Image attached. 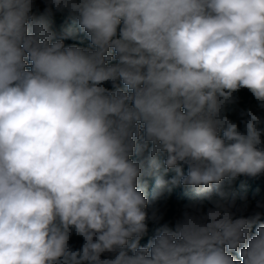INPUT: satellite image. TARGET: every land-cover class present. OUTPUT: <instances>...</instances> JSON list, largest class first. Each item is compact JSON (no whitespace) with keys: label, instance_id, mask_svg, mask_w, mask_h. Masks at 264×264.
<instances>
[{"label":"clouds","instance_id":"9594fccd","mask_svg":"<svg viewBox=\"0 0 264 264\" xmlns=\"http://www.w3.org/2000/svg\"><path fill=\"white\" fill-rule=\"evenodd\" d=\"M45 3L90 47H65L70 29L53 42L34 0H0V264H264L261 213L234 218L247 206L223 191L264 174L261 118L242 110L241 132L224 114L241 88L264 109V0ZM160 154L175 175L157 176L153 201L176 185L200 199L141 247L159 219L141 177Z\"/></svg>","mask_w":264,"mask_h":264},{"label":"trees","instance_id":"16d2710c","mask_svg":"<svg viewBox=\"0 0 264 264\" xmlns=\"http://www.w3.org/2000/svg\"><path fill=\"white\" fill-rule=\"evenodd\" d=\"M44 5H46L45 0H34L32 12L37 17L44 16L48 22L50 30L57 34L53 42H55V39L60 38V34L65 29H70L74 34V38L64 39L63 43L65 47L77 46L85 49L90 47V40L87 33L79 28L73 18L69 17L67 10L58 11L53 7L51 15H47L43 8ZM110 52L115 55L114 49H110ZM109 63L115 64L117 61L113 60ZM103 86L112 90V84L110 82L104 83ZM118 86L127 91L126 86L123 85L122 82L118 81ZM233 96L235 102L225 106L224 114L230 121L236 123L238 130L241 132L244 131V125L242 123L243 118L240 115L242 110H251L253 114L259 116L262 121L259 127L264 129V109L258 107V102L251 91L247 88H241L239 91L233 93ZM220 136H223L222 132H220ZM261 140L264 141V135L261 136ZM150 146L151 145H149V147ZM144 155H147V151H145ZM164 158L163 154H160L157 157L162 165L160 172L154 173L151 176L141 177L142 183L146 182L147 185L144 191V195L150 202L147 208L153 210L159 215L158 220L154 221L148 219V232L139 241V246L141 247L147 245L148 241L155 235V229L157 227L163 224H168L169 227L174 228L175 222L182 217L183 211L185 210L184 206L194 200L200 199L192 189L183 185H176L170 186L171 191L165 190L159 199L153 201V194L156 191L157 176L163 174L166 180H170L175 175V172L171 170L166 174L163 173L162 161ZM131 159L135 160L136 157L133 156ZM182 171L185 175L187 174V165L182 166ZM223 191L225 192V198L228 200H235L237 207L242 208L245 205L247 206L243 212H237V215L234 218H240L241 215L244 218H247L256 212L261 213L260 219L251 226L250 235H255L256 228L260 224H264V174L257 177L240 175L230 184L224 182ZM220 198L221 197L216 192L212 193V199ZM258 204L261 205V207H257ZM209 207H212L211 203L207 199H204L203 211L206 212ZM83 244V237L76 235L73 230L69 239V245L72 250H79ZM230 254L237 260L241 259L239 253L236 251H232ZM85 264H87V262H85Z\"/></svg>","mask_w":264,"mask_h":264},{"label":"rangeland","instance_id":"374dc122","mask_svg":"<svg viewBox=\"0 0 264 264\" xmlns=\"http://www.w3.org/2000/svg\"><path fill=\"white\" fill-rule=\"evenodd\" d=\"M46 7H47V5L43 6L44 9H46ZM219 135H220V133H219ZM146 212L148 213L149 217H151L154 211L150 210L149 208H146ZM155 214L159 218V215L157 213H155ZM112 256H113V254H111V253H107V252L106 253H102L101 254V259L112 258Z\"/></svg>","mask_w":264,"mask_h":264}]
</instances>
